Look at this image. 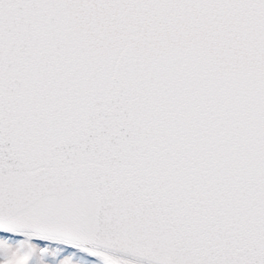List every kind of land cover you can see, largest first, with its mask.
<instances>
[{
    "label": "snow or ice",
    "instance_id": "snow-or-ice-1",
    "mask_svg": "<svg viewBox=\"0 0 264 264\" xmlns=\"http://www.w3.org/2000/svg\"><path fill=\"white\" fill-rule=\"evenodd\" d=\"M0 264H264V0H0Z\"/></svg>",
    "mask_w": 264,
    "mask_h": 264
}]
</instances>
